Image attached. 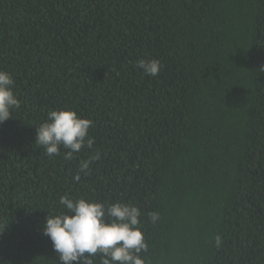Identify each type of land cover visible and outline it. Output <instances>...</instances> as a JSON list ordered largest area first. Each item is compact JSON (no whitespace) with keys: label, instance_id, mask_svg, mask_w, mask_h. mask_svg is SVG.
Instances as JSON below:
<instances>
[{"label":"trees","instance_id":"1","mask_svg":"<svg viewBox=\"0 0 264 264\" xmlns=\"http://www.w3.org/2000/svg\"><path fill=\"white\" fill-rule=\"evenodd\" d=\"M0 70L21 101L0 124V264H58L43 227L65 195L137 206L147 264H264V0H0ZM69 108L94 145L48 156L36 128Z\"/></svg>","mask_w":264,"mask_h":264},{"label":"clouds","instance_id":"2","mask_svg":"<svg viewBox=\"0 0 264 264\" xmlns=\"http://www.w3.org/2000/svg\"><path fill=\"white\" fill-rule=\"evenodd\" d=\"M136 67L145 75L157 76L163 65L158 59H140ZM15 81L11 73L0 70V124L12 118L14 109L21 101L14 92ZM94 121L80 116L75 109L51 110L47 120L37 130L38 143L48 156L60 155L61 148L67 150L64 159L71 160L84 147L91 149L94 137L89 129ZM100 153L81 161L80 172H87ZM80 175L74 179L79 181ZM59 204L65 209L59 214H50L44 224L43 234L48 236L54 251L59 256L58 264H94L99 254V264H147L141 253L148 251L142 228L141 210L131 204L116 202L105 205L85 198L71 199L62 196ZM152 224L160 219L158 212H148ZM7 225H0V234ZM222 238L215 236V245L220 247Z\"/></svg>","mask_w":264,"mask_h":264}]
</instances>
